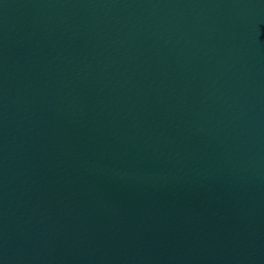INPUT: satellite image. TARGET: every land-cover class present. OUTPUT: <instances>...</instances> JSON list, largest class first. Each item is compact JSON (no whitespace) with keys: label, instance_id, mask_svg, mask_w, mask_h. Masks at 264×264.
<instances>
[{"label":"water","instance_id":"1","mask_svg":"<svg viewBox=\"0 0 264 264\" xmlns=\"http://www.w3.org/2000/svg\"><path fill=\"white\" fill-rule=\"evenodd\" d=\"M0 264H264V0H0Z\"/></svg>","mask_w":264,"mask_h":264}]
</instances>
